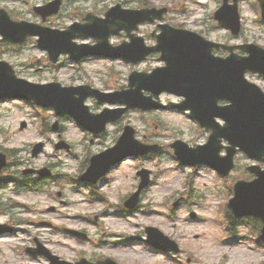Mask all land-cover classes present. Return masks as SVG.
Instances as JSON below:
<instances>
[{
  "label": "rangeland",
  "instance_id": "obj_1",
  "mask_svg": "<svg viewBox=\"0 0 264 264\" xmlns=\"http://www.w3.org/2000/svg\"><path fill=\"white\" fill-rule=\"evenodd\" d=\"M47 1L50 0H0V6L24 20L40 22L32 8ZM105 2L109 4L112 0ZM118 2L127 8L165 6L169 8L165 21L171 25H180L215 42L232 45L253 43L264 48V24L260 20L257 0H239L241 32L236 37H231L212 17L221 0ZM64 10L46 21L45 25L61 28L79 20L80 12L71 11L69 7ZM148 30L149 26L143 29L144 32ZM120 41L121 38L115 37L110 42L115 45ZM78 42L88 43L89 40ZM0 59L10 63L19 77L31 82L55 81L63 86L89 84L102 91H114L125 86L132 70L143 71L161 65L154 57L135 67L121 60L104 62L91 59L72 64L62 57L54 66L47 60L46 53L31 40L22 47H0ZM246 78L264 91L262 76L247 74ZM159 100L167 104L178 103L181 99L161 94ZM85 104L93 113L117 106L99 105L91 98ZM22 121L26 123L23 129L20 128ZM54 122L59 123L58 131L51 130ZM124 125L134 129L137 140L158 144L164 149L151 160L137 158L121 162L89 197L88 190L75 185L73 179L84 171L90 155L114 144ZM207 136L208 132L200 130L182 111L129 110L122 119L109 123L103 133L94 137L81 130L72 119L55 116L51 109L16 99L1 101L0 153L5 154L7 161L2 173L18 174L27 168L47 167L57 182H43L36 191L15 192L10 185L0 191V223L13 229V233L0 237V264H48L43 257L34 259L25 255L24 248L33 246L34 239L69 261L81 257L93 261L107 256L119 264H264V242L257 241L260 236L254 228L257 227L255 221L246 218L245 226L225 231L220 213L227 198L231 197L233 183L250 179L244 169L248 164L244 156L239 154L235 157V169L224 179L210 168L181 166L168 150V144L174 140L193 146L203 144ZM58 140L68 143L71 151L54 150L53 145ZM90 140H94L93 143ZM37 142L44 144V150L32 157L31 148ZM140 168L151 171L152 184L142 192L138 211L124 212L122 206L118 208L119 199L136 189L139 179L135 173ZM58 192H61L66 205L59 204ZM98 197L103 201L99 202ZM180 197H184V201L173 210L172 203ZM51 206L55 207L54 211H50ZM191 212L196 214L194 219L188 217ZM146 226H154L176 241L181 252L178 255L162 253L139 241V238H145ZM64 227L86 232L89 240L80 241L66 236ZM130 236L133 239H129Z\"/></svg>",
  "mask_w": 264,
  "mask_h": 264
},
{
  "label": "water",
  "instance_id": "obj_2",
  "mask_svg": "<svg viewBox=\"0 0 264 264\" xmlns=\"http://www.w3.org/2000/svg\"><path fill=\"white\" fill-rule=\"evenodd\" d=\"M223 1L222 7L215 13V19L220 25L229 28L232 35H237L240 29L237 0H232L231 5L228 4V0ZM261 8L264 18L263 0ZM55 9L56 3H51L46 8H36V11L45 17ZM164 13L165 8L123 10L119 15L124 23L116 26L111 32L110 28L105 31V26L93 22L84 26L75 24L65 32V35H49L50 32L45 29L36 27L37 29L32 30L30 26L24 25L25 23H13L5 12L0 11V34L4 36V40L20 42V37L25 34H37L40 36L39 45L49 51L53 62L60 53H69L76 60L83 55L97 54L124 57L136 63L148 53L161 52L159 59L166 64L165 67L156 68L151 74L133 72L129 76L128 90L103 94L87 86L62 88L59 84L43 86L29 84L16 79L10 66L0 62V98L30 99L43 107H52L59 116H72L87 130L98 133L104 130L107 122L120 118L128 109H165V106L158 102V96L162 92H168L184 98L179 104H170L172 107L189 110L190 117L195 119L200 127L211 131L204 146L191 149L181 141L171 144L176 157L184 165L208 164L226 176L233 167L232 158L237 152L236 147L250 158L264 162V93L244 78L248 71L264 75V50L255 45L228 47L207 41L196 33L174 29L169 25H158L161 34L156 37L157 45L151 48L144 47L142 38L135 37L131 31L137 29L140 23L161 20ZM115 15L117 12H108V20ZM120 29L127 32L130 43L112 49L107 45L108 35ZM86 36L97 39L98 44L94 47L76 46L71 41L75 37ZM213 48L227 50L230 55L225 59L215 57L211 53ZM234 49L244 51L248 56L240 57L233 53ZM143 90L150 95L144 97ZM88 96H94L99 103H118L126 107L115 112L104 110L101 114L91 115L83 104ZM219 100H226L229 105L219 106ZM216 118L224 121L223 126ZM53 128L56 129L57 125L55 124ZM222 140L227 141L229 145L224 147L227 152L225 157L219 156ZM61 147L65 146L63 144L56 146ZM40 149L41 144L35 147L33 154H37ZM158 149L156 146L138 143L133 138V130L127 126L113 148L91 158L90 166L82 175V179L95 182L111 165L127 156L145 155ZM4 163V157L0 156V170ZM249 170L257 178L235 185V196L230 200V207L235 216L251 215L260 218L263 222L264 238V171L257 166H252ZM39 173L43 174V171ZM138 174L142 178L140 191L148 182V172L141 171ZM139 191L127 200L126 207L133 208L136 205ZM148 232L154 234L150 229ZM148 240L155 246L177 251L173 246L163 245L154 236ZM33 251L35 254L43 253L47 257L50 256L41 248ZM51 259L54 264H59L55 259ZM84 262L82 260L77 264H85Z\"/></svg>",
  "mask_w": 264,
  "mask_h": 264
},
{
  "label": "flooded vegetation",
  "instance_id": "obj_3",
  "mask_svg": "<svg viewBox=\"0 0 264 264\" xmlns=\"http://www.w3.org/2000/svg\"><path fill=\"white\" fill-rule=\"evenodd\" d=\"M99 1H100V3H101V6H100V9H99V11H98V14H99V15H103L104 12H105V10H106L105 6L103 5L104 0H99ZM93 7H94V6H93ZM94 8H96V7H94ZM63 203H64V202H63Z\"/></svg>",
  "mask_w": 264,
  "mask_h": 264
}]
</instances>
